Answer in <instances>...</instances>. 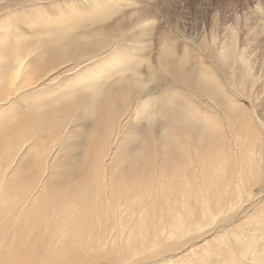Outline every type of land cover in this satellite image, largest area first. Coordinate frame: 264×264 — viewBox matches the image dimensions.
Listing matches in <instances>:
<instances>
[{"label":"bare ground","instance_id":"bare-ground-1","mask_svg":"<svg viewBox=\"0 0 264 264\" xmlns=\"http://www.w3.org/2000/svg\"><path fill=\"white\" fill-rule=\"evenodd\" d=\"M216 39L213 53L225 79L210 84L200 72L195 82L212 111L202 100L186 103L157 134L155 126L146 130L139 124L141 110L155 96L143 99L144 94L132 110L133 92L131 98L111 90L101 100H84L79 96L84 85L61 91L54 101V112L71 118L67 123L46 108L49 100L3 125L0 232L10 238L0 237V264H82L104 259L103 249L110 250L115 264H126L131 254L164 250L169 237L198 227L208 212L197 206L205 193L224 197L231 184L261 180L264 23L253 20L242 41ZM150 112L165 114L167 108L156 103ZM130 120L136 123L127 134L123 127ZM72 137L77 143L68 147ZM21 141L26 146L17 154ZM206 242L197 247L202 250ZM191 248L177 258L198 249Z\"/></svg>","mask_w":264,"mask_h":264},{"label":"rangeland","instance_id":"rangeland-1","mask_svg":"<svg viewBox=\"0 0 264 264\" xmlns=\"http://www.w3.org/2000/svg\"><path fill=\"white\" fill-rule=\"evenodd\" d=\"M263 11L264 0H0V131L45 101L50 100L46 108L55 113L61 91L83 85L79 96L84 100H101L111 90L131 98L133 92L132 110L144 94L143 99L155 96L141 110L139 124L146 130L155 126L156 134L160 125H171L186 103L202 100L212 111L195 82L200 72L210 84L225 79L223 64L213 53L214 38L233 41L238 36L242 41L253 20L264 23ZM19 61L23 69L18 71ZM156 103L167 112L151 115ZM55 114L62 124L71 119ZM134 123L124 125L127 134ZM76 126L73 122L71 129ZM175 129L184 128L175 124ZM263 142L264 132L257 147L264 165ZM76 143L75 137L66 142L68 147ZM25 146L21 141L16 153ZM202 198L197 206L208 212L198 227L169 237L164 250L131 254L126 264H264V169L257 184H231L224 197L205 193ZM8 235L0 232V237ZM203 240L209 242L201 250L197 246ZM191 247L198 249L178 259L179 251ZM100 254L105 256L101 261L82 264H115L109 249Z\"/></svg>","mask_w":264,"mask_h":264}]
</instances>
